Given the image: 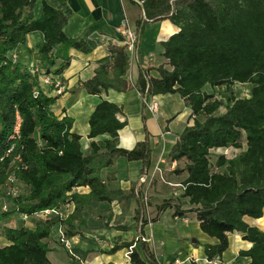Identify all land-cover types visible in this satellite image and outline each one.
Returning a JSON list of instances; mask_svg holds the SVG:
<instances>
[{
	"label": "trees",
	"instance_id": "1",
	"mask_svg": "<svg viewBox=\"0 0 264 264\" xmlns=\"http://www.w3.org/2000/svg\"><path fill=\"white\" fill-rule=\"evenodd\" d=\"M58 1L0 0V196L3 186L16 179L26 187L17 194L11 190L14 207L7 211L0 207V222H9L18 213L38 216L45 209L55 210L38 217L33 226L5 224L7 243L0 244V264H51L47 239L55 226L62 227L66 237L76 236L95 205L128 202L142 190L136 183L127 191L114 187L117 159L141 160L144 174L151 164L148 134L131 149L119 146V130L127 122L119 118L118 103L101 99L95 105L88 119L89 150L73 130L74 119L54 112L59 95L50 94L54 89L42 83V75L61 80L71 62L70 50L89 53L97 44L84 34L68 35L70 17L57 7ZM132 1H142L146 20L170 19L179 28L162 41L168 66L157 67L158 77L149 74L152 67L142 68L135 86L149 96L178 93L194 118L169 153L170 160L178 161L174 171L186 173L181 195L193 207L181 209L164 200L151 220L157 221L169 207L176 215L195 211L202 230L218 240L205 245L209 259L220 258L229 245L228 233L239 231L252 242L241 254L251 258L249 264H264V230L245 220L264 215V0ZM143 25L139 18L140 31ZM36 32L42 35L38 61L28 64L19 60L16 50ZM107 40L108 55L83 82L90 94L134 87L126 47ZM237 82L251 83L250 94L236 96ZM206 85L222 96L206 91ZM219 147L240 152L219 155L213 165L210 153ZM80 186L90 191L81 192ZM137 203L136 219L143 207L140 198ZM138 242L115 244L110 251L136 243L129 255L131 264H172L160 261L146 242L137 248ZM72 250L68 264H81V255L87 252L78 246Z\"/></svg>",
	"mask_w": 264,
	"mask_h": 264
},
{
	"label": "crops",
	"instance_id": "2",
	"mask_svg": "<svg viewBox=\"0 0 264 264\" xmlns=\"http://www.w3.org/2000/svg\"><path fill=\"white\" fill-rule=\"evenodd\" d=\"M57 7L70 17L65 27L68 35L84 34L88 39L97 41V44L89 53L74 48L70 50L72 56L70 65L60 77L64 91L50 92L51 95H59L53 106L54 112L60 117L68 115L74 119L73 130L81 134L84 148L89 150L91 141L88 137L89 116L101 99H108L122 107L119 118L127 122L119 130V146L131 149L148 134L152 147L151 164L145 173L147 175L145 182H140L144 175L141 160L129 161L125 157H119L116 161L117 174L114 184V187L127 191L132 183H136L147 192L148 207L146 209L142 207L141 215L136 219L138 205L135 198L128 202L114 200L112 203L100 202L95 205L94 207L99 209L95 215L90 212L85 214L86 221L91 223L93 228L91 230L87 227L83 228L81 235L73 236L68 241L71 247L78 246L87 252L82 253L81 264H131L130 257L126 253L127 247L113 252L110 249L115 244L135 240L141 218L146 219V224L142 225L143 232L152 236V241L146 243L160 261L172 264H249L251 258L242 255L241 251L248 250L252 242L245 239L242 232L228 233V248L220 258L209 259L205 245L215 244L218 240L202 230L195 211L190 210L184 215H176L174 208L169 207L160 214L157 221L151 220L157 214V205L162 204L164 200L181 205V209L193 207L188 198L181 195L186 173L177 174L174 168L178 161L169 158L170 150L179 134L187 125L194 122L191 108L178 93H167L148 96L149 102L159 101V108L154 111L144 102L141 91L135 86L142 68L152 67L149 74L158 77L157 67L161 64L168 66V60L163 55L162 41L178 31V26L170 19L159 21L144 19L145 13L141 4L132 0H59ZM139 18L144 20L140 31L139 51L135 61L131 62L128 73L134 87L127 92L109 88L100 94L88 93L83 87V82L95 74L98 61L108 55L106 38L115 37V28L124 19H127L133 27H137ZM41 41L42 35L39 32L29 34L26 44L16 50L19 60L36 64L37 45ZM208 87L213 91L210 85H206L204 89L211 92ZM45 90L49 91L47 86ZM78 190L86 193L90 188L80 186ZM107 208L109 210L105 211ZM118 215L122 216L119 218L120 223L128 225V230L99 228L100 222L103 221L111 220L109 224L112 225ZM245 220L264 230V215L260 218L245 216ZM61 230L62 227H57L56 234L52 232L51 236L57 235L59 239ZM1 238L0 243L6 244L7 240L3 234ZM139 243L141 242L137 243V248ZM62 244L69 252L68 245ZM49 245L51 247L49 253H54L55 247ZM54 255V260L49 255L51 264H68L70 260L69 256L60 258L56 253Z\"/></svg>",
	"mask_w": 264,
	"mask_h": 264
},
{
	"label": "built area",
	"instance_id": "3",
	"mask_svg": "<svg viewBox=\"0 0 264 264\" xmlns=\"http://www.w3.org/2000/svg\"><path fill=\"white\" fill-rule=\"evenodd\" d=\"M137 2L142 4V1H137ZM144 19H146L145 14H144ZM140 37H141L140 30L137 27H133L127 19H124V21L115 28V37L112 38L111 36H109L106 39H112L113 41H117L118 43L124 45L126 47L128 53H129L130 62H133L137 58V54L139 51ZM41 79H42V83L44 85L52 86L53 89L56 90L58 93H62L64 91V84H63L62 80L53 78L50 74H43ZM148 96L149 95L147 93H145V94L142 93V97L144 99V102H146V104L152 110L157 111L159 108V101L153 100L152 102H149ZM16 131H18V126L16 127ZM218 150L220 151V155H225L227 157H232L235 155L233 153L234 150H232L230 147H220L217 149V151ZM146 179H147V175L144 174V175H142L140 182L141 183L145 182ZM13 193L17 194V192L14 191V189H13ZM139 198L141 199L142 205L144 207H148L149 196L145 191L142 192L141 194H139ZM54 211H55L54 209H45L44 211L40 212L39 215L48 216V215H51ZM25 216H27V215H25ZM142 225H144V224H143V219L141 218L140 222H139V234L135 240L140 241V242L150 243V241H152V236L147 235L143 232ZM59 239L62 243L68 245L69 239L66 237L63 230L60 231ZM135 245H136V243L134 245H131L127 249L126 253L128 256L132 252ZM72 249H73V247L68 245V250L70 251V253L73 254L74 252Z\"/></svg>",
	"mask_w": 264,
	"mask_h": 264
},
{
	"label": "rangeland",
	"instance_id": "4",
	"mask_svg": "<svg viewBox=\"0 0 264 264\" xmlns=\"http://www.w3.org/2000/svg\"><path fill=\"white\" fill-rule=\"evenodd\" d=\"M251 88H252V84L251 83H235L234 85H233V89H234V93H235V95L236 96H238V97H244V96H247V95H249L250 94V91H251ZM207 89H210V91H212V89L210 88V87H208ZM224 90H225V88H224ZM213 91H215L216 93H217V95L218 96H222V92H218V89H214ZM224 108H222V110H223ZM243 144H245V138H243ZM238 152H240V149H238L237 151L236 150H234L233 151V153H235V154H237ZM219 155H220V151L218 150H212L211 151V153H210V158H211V161H212V164L213 165H215L216 164V161H217V158L219 157ZM13 183H11V184H5L4 186H3V188H2V192H3V195L2 196H0V207L3 209V210H10V209H12L13 207H14V204H13V202L11 201V199L9 198V194L11 193V190L13 191V189H14V191H16L17 193H20V192H26V187H25V185L18 179H16V180H14V181H12ZM139 191V190H138ZM142 192H144L143 190H141V191H139L138 193H137V195H136V200L137 199H139L138 197H139V194H141ZM147 193V192H146ZM140 201H141V199H140ZM139 202V201H138ZM137 205H139L138 203H137ZM147 207H144L143 206V209H146ZM125 209V208H124ZM72 209H71V207H70V209H67L66 211H64L65 213H67V211H71ZM99 209L98 208H93L91 211H90V213H93L94 215L96 214V211H98ZM107 210H109V208H107V209H105V211H107ZM106 214H107V212H105ZM90 215H92V214H90ZM38 217H43V216H40V215H38V216H25V215H23V214H21V213H18V214H15L14 216H12V219L9 221V222H3V221H1L0 222V242H2V234H3V226L6 224V225H10V226H17V225H20V224H28V225H30V226H33L34 225V223L36 222V220L38 219ZM122 216L120 215H118L116 218H115V220L113 221V224L112 225H110L109 223H110V221L111 220H109V221H107V222H105V221H103V222H100L101 223V225L99 226V228H102V227H104V228H106L107 230H109L110 228H116L115 226L116 225H122L121 223H120V219L119 218H121ZM103 223V224H102ZM82 225H85V226H82V229L84 228H89V230H91L93 227H92V224L91 223H89L88 221H86L84 224H82ZM138 226H139V224H138ZM138 230V229H137ZM56 231H57V227L55 226L54 228H53V233H55L56 234ZM80 235L82 234V230H81V232L79 233ZM138 234H139V230H138V233H137V236H138ZM78 235V234H77ZM83 236V235H82ZM136 236V237H137ZM136 237H135V239H136ZM69 240H71L72 239V237H67ZM47 241H48V243L49 244H51L52 246H54L55 248H54V250H55V252L54 253H56L57 255H60V258H63V256L65 257V256H69V252L68 251H66V249H65V247L63 246V244L59 241V239H58V236L57 235H53V237L51 236L49 239H47ZM1 244V243H0ZM73 245V244H72ZM54 253H49L48 255H50L51 257H52V259L54 260L55 258H54ZM61 255H62V257H61ZM70 257V256H69Z\"/></svg>",
	"mask_w": 264,
	"mask_h": 264
}]
</instances>
